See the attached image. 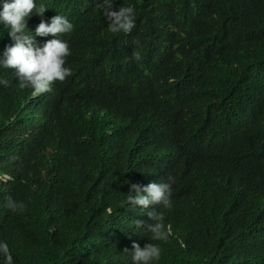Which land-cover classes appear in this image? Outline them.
<instances>
[{"label":"trees","instance_id":"1","mask_svg":"<svg viewBox=\"0 0 264 264\" xmlns=\"http://www.w3.org/2000/svg\"><path fill=\"white\" fill-rule=\"evenodd\" d=\"M40 2L46 22L74 25L61 37L72 75L35 96L0 69V240L14 264H131L124 249L149 242L134 221L157 206L127 204L125 181L167 176L157 264H264V0H116L136 9L129 35L108 31L102 0Z\"/></svg>","mask_w":264,"mask_h":264},{"label":"clouds","instance_id":"2","mask_svg":"<svg viewBox=\"0 0 264 264\" xmlns=\"http://www.w3.org/2000/svg\"><path fill=\"white\" fill-rule=\"evenodd\" d=\"M116 0H102L96 6L101 11L109 24L107 29L112 34L129 35L137 26L136 9L132 5H118V10H113ZM48 7L40 0H2L0 3V25L7 30L8 36L13 41L4 48L0 55V69L12 70L21 89L30 88L35 96L49 93L56 82H64L72 75V69L67 64V57L71 55V48L67 40L61 39L65 34H70L74 25L67 16L57 14L45 21L44 14ZM40 18V23L32 31L28 28V20L33 16ZM2 35V32H0ZM53 39L38 46L36 37ZM139 48L133 49L131 59L134 62L142 60ZM9 81L0 78V86L7 87ZM175 179L167 176L166 182H149L147 185L137 183L129 184L126 194L127 204L138 206L143 213L149 206H157L146 211L151 221H134V228L145 233L148 243L143 247L136 242L131 245V264H157L161 259L162 249L159 243L151 241H167L172 235V226L166 223V210L173 207V185ZM6 206L13 212H23L26 205L21 202L6 198ZM0 264H14L13 254L9 244L0 240Z\"/></svg>","mask_w":264,"mask_h":264}]
</instances>
